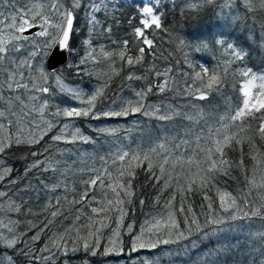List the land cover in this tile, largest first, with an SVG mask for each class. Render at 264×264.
<instances>
[{
	"label": "trees",
	"instance_id": "obj_1",
	"mask_svg": "<svg viewBox=\"0 0 264 264\" xmlns=\"http://www.w3.org/2000/svg\"><path fill=\"white\" fill-rule=\"evenodd\" d=\"M71 2L72 0H65L66 6H69ZM92 2L93 0H82V7L75 12L76 30L70 42L72 50L69 65L51 74L59 75L66 83L79 85L85 93L92 94L96 89L103 88V96L98 98L94 111L98 108H115L113 100L119 102L121 99H135L136 91L145 89L151 84L153 91L147 95L145 104L171 106L177 112L186 114L202 110L212 117L208 120V127H216L219 116L242 103L243 94L240 89L245 78L239 73L250 68L257 74H264V27H262L264 12H247L242 0H234L232 8L223 10L217 6L220 0H216V3L212 5L206 4L204 0H159L155 10L161 15L162 26L160 29L153 26L147 30L148 37L153 40L155 47L150 50L144 46L145 56L141 64L130 68L114 57L118 74H114L109 69L107 61L82 65L80 60L85 54L84 41L88 38L92 39V45L97 50L103 46L106 50L118 51L121 42L128 40V54L137 56L138 41L133 32L140 26L141 7L149 4L150 0H99L101 4H109V7L106 10L102 9L97 15L98 23L94 32L92 25L88 23ZM191 4H196L197 7H190ZM224 14L231 19L222 18ZM105 27L111 28L110 35L105 34ZM221 38L226 43H233L237 50H243L245 58L226 65L225 61L231 59V56L230 51L225 52L226 44L221 46L216 43V40ZM181 40L184 41V45L178 47ZM113 41L117 43L114 44ZM185 55H187V62ZM189 64L192 67H189ZM199 66L207 67L209 75L213 71L222 74V83L215 85L205 100H195L185 91L186 88L194 89L199 84L197 81L194 85L191 80L194 73L201 70ZM225 67H228V72L223 75ZM152 68L158 69L161 73L168 68L172 69L169 74L171 90L164 93L158 92L156 84L167 77H157L153 72H149ZM130 71L137 76H147V79L128 80ZM49 85L51 93L55 94L54 98L49 99V113L70 104L68 94L60 93L54 82ZM136 116H140V122L131 124L132 117ZM63 119V117L57 118L58 125ZM76 119L91 142L55 141L52 137L58 133L56 125L39 143L13 144L0 154V159L12 168V172L0 182V191L8 192L9 197L21 205L19 213L0 211V220L5 223L9 219L18 221L16 232L20 234L21 241L16 245L17 250L41 249L48 243V237L52 233L72 228L74 224L83 226L89 223L86 218L91 212V207H99L104 199L103 190L99 187L88 189L89 195L85 200L71 207L63 201V197L67 194L69 200L78 199L79 194L86 190L82 179H88L93 169L109 168L115 173L117 168H126L127 166L119 161L113 163L117 149L123 148L130 153L141 149L147 151L150 147H155L157 143L162 142L164 137L182 138L186 130L185 126L189 124V121L182 116H177L172 121H161L155 117L145 116L141 112H129L127 116L106 118L110 123L125 121L129 125L127 128L117 130L114 134H109L99 131L101 128H108L100 124L103 120L101 118L95 119L90 114ZM243 123L255 129L259 121L248 118ZM193 127L197 132L202 129L207 130L203 120ZM231 131H237V129H231ZM247 134L251 135V133ZM252 139L256 148L264 152V139L258 135H253ZM250 150L251 145L246 142L235 146L234 149L231 147L225 149L227 158L233 162L241 158V151H243L244 163L249 168L252 164ZM33 152L36 153L35 156L32 155ZM101 157L104 159L101 160ZM34 161L42 162L39 168H31ZM48 161L58 162L55 165L56 170H44ZM133 170V196L131 203L126 201L121 206L123 216L121 217L117 208H111L107 217L103 213L92 214L91 222L100 228L101 233V244L96 249V255L82 249L66 255L61 252L53 264H264V237L258 235L264 233V216L227 220L222 225L204 224L209 202L204 199L205 194L212 199L213 210L217 212V215L227 216V213L219 209L217 189L244 199L241 193L248 191L245 183V169L231 167L226 173L216 174L206 189L193 188L184 193H180L175 187H169L161 192L163 182L151 177L147 171V162L140 166H136L133 162ZM61 173H65L67 179ZM57 182L61 183V187L55 193L44 187L45 184L51 186ZM107 183L106 180L105 184ZM64 184H67L69 189L67 193ZM73 189L76 195L73 194ZM173 195L176 196L173 206L178 209L183 196L185 208L189 205L192 207L201 224L204 225L202 229L193 231L187 235L186 239L178 243L160 244L155 249L146 247L133 251L132 241L136 235L140 234L141 225L145 220L165 211L164 204ZM108 196L111 198L110 192ZM157 196H160L159 203L156 202ZM56 197H59L63 204L61 210L63 215L53 219L51 212L56 210L54 207ZM248 199L258 203L255 193ZM7 201L8 197L0 198V204H3L5 208ZM75 209H82L79 222L74 218ZM177 218L183 221L184 213H179ZM49 219H52L53 223L40 233V239L30 242L31 237L43 228ZM29 220L36 225L35 228H30ZM101 222L103 227H100ZM129 225H132L131 232L128 230ZM181 227L185 225L182 223ZM115 230L120 231L119 246L116 250L106 253L107 241L113 238ZM0 231L5 235L8 234L2 227ZM0 252L13 254L16 264H33L30 257L14 249H4L0 246ZM35 264H43V261L37 260Z\"/></svg>",
	"mask_w": 264,
	"mask_h": 264
},
{
	"label": "snow or ice",
	"instance_id": "obj_2",
	"mask_svg": "<svg viewBox=\"0 0 264 264\" xmlns=\"http://www.w3.org/2000/svg\"><path fill=\"white\" fill-rule=\"evenodd\" d=\"M206 4L212 5L216 0H204ZM159 0H150L149 4L143 5L140 10L141 19L140 26L134 29L133 35L137 38L138 55L133 57L128 54V40H124L118 46L119 50H106L101 46L97 50L92 45V39L88 38L84 41L85 54L81 58L82 65L92 62L99 64L104 61L108 62V67L114 74H118V69L115 67L116 60L126 63L130 68L141 64L145 56V47L150 50L154 49L155 45L152 39L148 37L147 30L153 26L156 29L161 28V15L156 12V5ZM247 12L255 13L257 11L264 12V0H242ZM258 3V7H257ZM221 10L224 8H232L234 0H220L217 5ZM82 7V0H72L69 6H66L65 0H0V154H3L6 149L13 144H36L50 132L57 123L58 117L66 118L71 121L77 117H87L90 114L95 119L101 117H119L127 116L129 112H141L145 116L155 117L161 121H172L177 116H182L189 121L186 127L184 136L181 137H164L162 142H159L155 147H150L147 151L139 150L130 153L123 148H119L113 157V163L117 161L127 167L117 168L115 173L109 168L93 169L92 175L82 182L86 186V190L79 194L78 199L69 200L65 194L63 201L69 207L75 204H81L89 195L88 189L99 187L103 190L104 199L99 207H91V212L86 218L89 223L80 226L74 224L72 228H65L62 232L52 233L48 237V243L41 249H16V245L21 241L20 234L16 232L18 221L11 219L5 223L0 220V227L4 228L8 233L5 235L0 232V246L4 249H14L20 254L30 257L33 264L37 260L43 261V264H53L57 255L63 252L65 255L69 252L75 253L81 249L85 252L91 251L92 255H96V249L101 244L100 228L96 227L92 214L103 213L107 217V213L111 208H117L121 217L123 216L122 205L127 201L131 203L132 179L134 178L133 162L136 166L147 162V171L156 181H162V189L175 187L180 193L188 192L196 188L197 190L206 189L220 172H228L231 167L245 169V183L248 189L247 193H241L244 199L239 196H233L227 191L217 189L219 198V209L227 216L217 215L213 210L212 199L205 194L204 199L208 200V212L205 215V225H222L227 220H237L241 218H250L253 216H264V152L259 151L253 143V135H258L264 139V74H257L250 68L242 70L239 74L244 77V83L240 89L243 94L242 106H238L233 110L225 112L219 116L217 120L218 126L208 127V120L212 117L208 116L202 110H197L193 114L179 113L171 106H154L145 104V100L149 93H152L153 87L149 84L145 89L136 91V100H124L119 102L113 100L116 105L108 111L96 109L98 98L103 96V88L96 89L92 94L85 95L81 89L66 86L61 77L56 75V84L60 91L66 92L74 100H79L81 107H64L58 108L55 112H48L50 107L49 102L45 99L44 94L50 92L48 84V76L41 68V62L35 65L32 61L40 56L41 58L52 48L71 51L70 37L75 33L74 19L75 12ZM109 4H101L99 0H93L89 8V21L92 25L93 32L97 26V15L102 9L106 10ZM190 7H197L196 4H191ZM222 18H228L224 14ZM255 19V18H253ZM39 27V31L29 35H25L33 27ZM264 27V25H262ZM111 28L105 27L106 35L111 34ZM31 36V39H30ZM37 37L44 39L36 40ZM24 42L33 44L32 49L27 52V55L21 58L17 53L21 52L24 47ZM113 43H117L113 41ZM216 43L224 46L225 52L230 51L231 59L226 60L225 64L230 65L234 61H242L245 58L243 50H237L233 43H226L224 39H217ZM184 41L179 42V46H183ZM187 62V55H185ZM189 67H192L189 64ZM200 71L194 73L191 80L194 85L199 81L195 88H186L185 91L194 99L204 100L215 85L222 83V74L213 71L209 75L207 67L199 66ZM157 77H167L162 82L156 84V89L160 93H164L170 88L172 72L171 68L166 69L161 73L158 69H149ZM228 72V67L223 70V75ZM38 73V74H37ZM107 75V73H104ZM207 77V79H205ZM128 80L147 79V76H137L134 72H129ZM255 89V92L253 90ZM195 107V105L193 106ZM260 113L259 116L256 114ZM51 119H47V116ZM248 118H255L259 121L258 126L252 129L250 125L243 123ZM204 121V127L199 132L194 130V125H198L200 121ZM72 129V131H69ZM237 129V131H231ZM100 132L114 134L116 129L101 128ZM247 133H251L248 135ZM55 141L64 140L67 143H74L77 139L83 140L85 143L91 142L84 137L78 127H75L69 122L61 124L59 134L52 137ZM251 145L249 156L252 164L250 168L244 163V153L241 151V158L233 162L227 158L226 148H235L242 143ZM184 149L185 151H181ZM36 155L35 152L32 153ZM155 157V159H154ZM104 158L101 157V160ZM3 160H0V181L12 172V168L3 167ZM41 161H34L31 168H39ZM58 162L48 161L47 167L44 169L56 170L55 165ZM31 170V169H28ZM67 179L65 173H61ZM127 177V178H125ZM108 181L105 184V181ZM15 183V181H10ZM65 192L69 191L67 184L63 185ZM45 188H49L55 193L61 183L57 182L51 186L45 184ZM73 194L76 195L73 189ZM111 193L109 198L108 193ZM256 194L258 203L248 199V197ZM8 197L7 207L0 204V211L17 212L21 211V205L17 204L8 192L0 191V198ZM93 194V199H94ZM181 196V204L177 209L173 206V201L176 196L173 195L164 204L165 211L152 216L145 220L141 225L140 234L136 235L132 241V250L151 248L155 249L160 244L178 243L187 238V235L193 231H200L204 225L201 224L199 217L189 205L185 208ZM156 202H160V196L156 197ZM51 203V201L49 202ZM143 203V201H141ZM244 205V207H241ZM55 209L51 212V217L54 219L58 215H63L61 211L63 204L59 197L55 198ZM31 214V209H29ZM179 213H184L183 221L177 217ZM82 209H75V220H81ZM53 223L49 219L44 224L43 228L31 237L30 242H35L40 239V233L47 229ZM182 223L185 227H181ZM30 228H35L31 220L28 221ZM100 227H103L101 222ZM131 232L132 225L128 226ZM264 237V233L258 234ZM118 230L113 232V238L108 239V247L105 252H112L119 246ZM122 250V249H121ZM39 253V255H37ZM0 264H16L15 256L7 252H0Z\"/></svg>",
	"mask_w": 264,
	"mask_h": 264
},
{
	"label": "rangeland",
	"instance_id": "obj_3",
	"mask_svg": "<svg viewBox=\"0 0 264 264\" xmlns=\"http://www.w3.org/2000/svg\"><path fill=\"white\" fill-rule=\"evenodd\" d=\"M30 39H31V36H30ZM44 38L43 37H37L36 38V40H33V43H36V41L37 40H43ZM27 45H29V46H27ZM32 46H33V44H30V43H28V42H24V47L21 49V52L20 53H17V55H21V58H23L24 56H26L27 55V52L28 51H30L31 49H32ZM50 51H51V49L41 58L40 56H37L33 61H32V63L35 65L36 63H38V62H41V60H42V63L40 64V66H41V68L43 69V71L45 72V74H47V76H48V84H50V83H52V82H54L55 83V86L57 87V84H56V75H52L49 71H48V69H47V67H46V59H47V56L49 55V53H50ZM38 74V73H37ZM258 74H260V73H258ZM63 81V80H62ZM63 83L66 85V86H68V87H72V88H78V89H81L80 88V86L79 85H75V84H69V83H66V82H64L63 81ZM244 83V82H243ZM58 88V87H57ZM59 89V88H58ZM59 91H60V89H59ZM253 92H255V89L253 90ZM60 93H62L61 91H60ZM63 93H66V92H63ZM85 95H90L89 93H85V92H83ZM67 94V93H66ZM54 96H55V94H52L51 93V90H50V92L49 93H46V94H44V97H45V99H47L48 100V102L50 101L49 99H50V97L51 98H54ZM61 96V95H60ZM67 97H68V100L70 101V104H67L66 105V107H73V106H75V107H81L82 105L80 104V101L79 100H74L69 94L67 95ZM137 98H135V99H131L132 101H135ZM240 106H242V103H241V105ZM110 109H112V108H101V109H99L98 108V110L97 111H100V110H104V111H108V110H110ZM258 115H260V113H257ZM106 118H108V117H101V119H103L101 122H100V124L102 125V126H104V125H106V126H104V127H108L109 129H116V131L117 130H119V129H124V128H127V126H129V125H127V123L125 122V121H118V122H114V123H110ZM47 119H51V116H47ZM140 120H141V118H140V116H136V117H132V119H131V124H133V123H135V124H138L139 122H140ZM64 122H69V123H71V124H73L75 127H78L79 129H80V132L83 134V136L84 137H86V138H88L87 136L88 135H86V133L84 132V130L82 129V127H81V124H80V122L76 119V118H74V119H72L71 121H68V120H66V118H64L62 121H61V123L58 125V123H56V125H57V127H58V133L57 134H59V129H60V127H61V124L62 123H64ZM131 126V125H130ZM69 131H72V129H69ZM56 134V135H57ZM89 140H90V138H88ZM77 140H80V139H77ZM81 141V140H80ZM184 149H181V151H183ZM0 160H2V159H0ZM3 162H4V160H3ZM3 167H9V168H11L10 166H8L5 162L3 163ZM1 182V181H0ZM1 232V231H0ZM119 233H120V231H119Z\"/></svg>",
	"mask_w": 264,
	"mask_h": 264
},
{
	"label": "water",
	"instance_id": "obj_4",
	"mask_svg": "<svg viewBox=\"0 0 264 264\" xmlns=\"http://www.w3.org/2000/svg\"><path fill=\"white\" fill-rule=\"evenodd\" d=\"M75 21H76V18L74 19V27H75ZM38 31H39L38 26L33 27L32 29L29 30V32H26L25 35H29V33L34 34ZM71 38L72 36L70 37V40ZM69 54H70V51L68 50L60 49L58 47L52 48L46 60V65H47L48 70L51 72H54L55 70L61 68L62 66L67 65Z\"/></svg>",
	"mask_w": 264,
	"mask_h": 264
}]
</instances>
